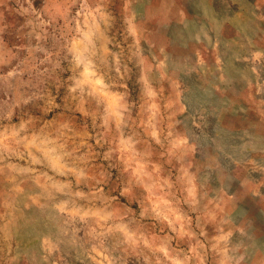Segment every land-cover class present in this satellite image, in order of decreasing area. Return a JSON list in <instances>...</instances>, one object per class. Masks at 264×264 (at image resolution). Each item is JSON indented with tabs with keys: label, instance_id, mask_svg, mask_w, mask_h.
Masks as SVG:
<instances>
[{
	"label": "rangeland",
	"instance_id": "rangeland-1",
	"mask_svg": "<svg viewBox=\"0 0 264 264\" xmlns=\"http://www.w3.org/2000/svg\"><path fill=\"white\" fill-rule=\"evenodd\" d=\"M0 264H264V0H0Z\"/></svg>",
	"mask_w": 264,
	"mask_h": 264
}]
</instances>
